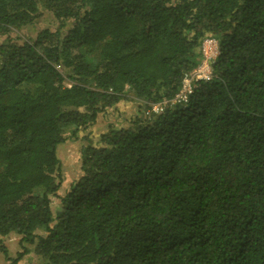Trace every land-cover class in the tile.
Here are the masks:
<instances>
[{
  "label": "trees",
  "instance_id": "16d2710c",
  "mask_svg": "<svg viewBox=\"0 0 264 264\" xmlns=\"http://www.w3.org/2000/svg\"><path fill=\"white\" fill-rule=\"evenodd\" d=\"M47 14L56 30L23 32ZM207 38L210 78L173 103ZM129 101L130 126L80 136ZM27 245L40 264H264V0H0V252Z\"/></svg>",
  "mask_w": 264,
  "mask_h": 264
},
{
  "label": "rangeland",
  "instance_id": "374dc122",
  "mask_svg": "<svg viewBox=\"0 0 264 264\" xmlns=\"http://www.w3.org/2000/svg\"><path fill=\"white\" fill-rule=\"evenodd\" d=\"M51 28L56 30L58 28L57 22L52 20V17L44 15L38 19L33 26H29L23 29L26 34L34 35L36 32ZM140 111L138 110L137 103L129 101L123 102L117 105L116 108L107 109L104 114L100 115L96 124L93 127L83 131L80 136H93L92 138H98L102 133L107 132L110 127L122 128L131 125L130 120L138 116ZM83 140L77 138L76 140H68L62 144L58 150V157L60 159V169L63 177V183L56 197L52 198V209L56 213L60 209V197L65 195V192L69 189L70 184L77 180L81 172V148ZM43 234V233H41ZM5 246L8 249L10 257H16L18 252H22L20 244V237L11 234L5 239ZM26 248L30 251L28 255H25L21 261L22 264H40L39 258L35 254L34 247L27 245ZM0 264H8L5 260V256L0 252Z\"/></svg>",
  "mask_w": 264,
  "mask_h": 264
},
{
  "label": "built area",
  "instance_id": "2783aa9c",
  "mask_svg": "<svg viewBox=\"0 0 264 264\" xmlns=\"http://www.w3.org/2000/svg\"><path fill=\"white\" fill-rule=\"evenodd\" d=\"M219 44L214 38H207L201 46L202 60L198 68L184 75L182 87L172 100L173 103H184L193 92V85L198 80L209 79L211 76V64L218 57ZM164 105L158 103L152 106L146 115L162 112Z\"/></svg>",
  "mask_w": 264,
  "mask_h": 264
}]
</instances>
